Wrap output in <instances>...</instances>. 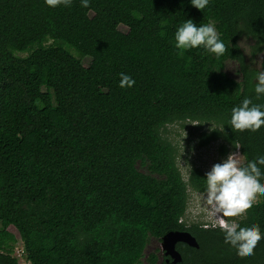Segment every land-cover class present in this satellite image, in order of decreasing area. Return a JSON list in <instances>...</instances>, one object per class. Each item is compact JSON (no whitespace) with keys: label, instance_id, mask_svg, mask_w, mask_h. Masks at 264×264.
<instances>
[{"label":"trees","instance_id":"16d2710c","mask_svg":"<svg viewBox=\"0 0 264 264\" xmlns=\"http://www.w3.org/2000/svg\"><path fill=\"white\" fill-rule=\"evenodd\" d=\"M242 36L262 51L264 0H0V264H19L10 228L29 264H264V85ZM185 120L213 123L199 143L238 149L255 181L232 227L181 219L212 182L185 180L163 135ZM170 230L198 247L145 254Z\"/></svg>","mask_w":264,"mask_h":264},{"label":"rangeland","instance_id":"374dc122","mask_svg":"<svg viewBox=\"0 0 264 264\" xmlns=\"http://www.w3.org/2000/svg\"><path fill=\"white\" fill-rule=\"evenodd\" d=\"M248 64L257 68L259 75L264 76V46L261 52L253 54L251 46L253 40L247 36H242L238 41ZM75 57H79L78 52L71 47H67ZM85 56L82 59L84 65L88 64L89 57ZM225 73L232 78L239 79L240 72L238 64L235 60L228 59L223 67ZM107 93L112 95L113 89H107ZM213 123L197 122V121H179L166 125L163 129V135L168 138L176 147L177 163L182 172L183 178L186 180L188 172L192 166L199 167L206 172L212 179L208 189L204 192L188 190V205L185 212L186 221H197L203 224H216L224 226L226 217L223 212L229 211L232 216L230 226L234 225V217H241L243 214V204L246 201H256L259 199V193L255 188L254 179L243 178L238 165L243 162V157L238 149L231 150L228 147L226 153L221 151L219 145L221 141L213 140L206 144H200V133L209 131L213 127ZM241 174V176H240ZM226 177L232 178L235 182V193L233 196H227L222 190V180ZM245 186L244 191L240 187ZM226 223V224H228ZM14 232L15 242L13 249L16 246H21L22 242ZM156 251L159 259H161L163 250L160 240L150 238L146 247L145 254ZM29 264V263H25ZM137 264H148L142 259Z\"/></svg>","mask_w":264,"mask_h":264},{"label":"water","instance_id":"95a60500","mask_svg":"<svg viewBox=\"0 0 264 264\" xmlns=\"http://www.w3.org/2000/svg\"><path fill=\"white\" fill-rule=\"evenodd\" d=\"M160 242L163 253L167 256L166 261L170 259L172 263L181 261V254L176 248L178 242L198 247L196 238L190 232L185 230H170L161 237Z\"/></svg>","mask_w":264,"mask_h":264},{"label":"built area","instance_id":"2783aa9c","mask_svg":"<svg viewBox=\"0 0 264 264\" xmlns=\"http://www.w3.org/2000/svg\"><path fill=\"white\" fill-rule=\"evenodd\" d=\"M241 176V174H240ZM23 245L21 244V246H16L13 249V255L19 260V264H25L27 261L24 259L23 255ZM28 263V262H27Z\"/></svg>","mask_w":264,"mask_h":264},{"label":"flooded vegetation","instance_id":"af4514ba","mask_svg":"<svg viewBox=\"0 0 264 264\" xmlns=\"http://www.w3.org/2000/svg\"><path fill=\"white\" fill-rule=\"evenodd\" d=\"M259 53V52H258ZM257 54V53H256ZM255 55V54H254ZM245 59H246V57H245ZM255 69H257V68H255ZM258 70V69H257ZM258 74H259V72H258ZM260 76H263V75H260ZM262 84L261 85H264V76H263V81L261 82ZM243 157V156H242ZM233 196V195H232ZM229 197H231V196H229ZM187 211V210H186ZM226 211V210H225ZM223 214H224V212H223ZM182 220H185L184 218H181ZM180 219V220H181ZM186 221V220H185ZM186 222H192V221H186ZM193 222H197V221H193ZM226 223H228V221L226 220V222L224 223V226H222V227H231L230 226V224L228 223V224H226ZM201 225L202 226H204V227H208V226H210V225H208V224H203V223H201ZM212 226H216V224H212ZM185 231H187V230H185ZM189 232V231H188ZM164 254V253H163ZM166 256V255H165ZM167 259V256H166V258H165V260Z\"/></svg>","mask_w":264,"mask_h":264}]
</instances>
